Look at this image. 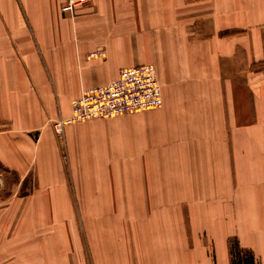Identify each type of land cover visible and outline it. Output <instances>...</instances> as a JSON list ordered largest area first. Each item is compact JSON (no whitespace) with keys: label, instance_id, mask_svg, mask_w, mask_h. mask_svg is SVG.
Here are the masks:
<instances>
[{"label":"crops","instance_id":"1","mask_svg":"<svg viewBox=\"0 0 264 264\" xmlns=\"http://www.w3.org/2000/svg\"><path fill=\"white\" fill-rule=\"evenodd\" d=\"M67 2L0 0V22L9 19L18 27L15 48L24 63H34L25 67L35 83L32 88L16 84L9 109L7 52L0 51V119L10 123L0 129V163L18 173L33 151L39 186L63 187V192L72 187V201L81 203L83 173L90 178L87 195L129 208L151 200L135 199L133 172H158L159 193L171 188V202L226 204L223 227L210 221L219 217L216 212L188 211L191 231L208 238L190 246L183 264H232V239L263 261L264 0H89L73 14L63 12ZM23 39L38 44L37 52L27 53ZM149 64L158 71L163 107L93 124L116 134L124 127L116 140L100 136L93 142L102 153L120 158L125 144L134 169L103 158L89 174L82 167V123L67 125L62 137L53 123L71 117L73 102L84 90L115 81L125 68ZM43 113L50 128L44 127ZM45 163L69 180H45L40 173ZM109 170L114 175L106 174ZM112 178L118 179L115 197L95 192ZM49 200H60L57 189ZM23 218L33 216L15 219ZM21 223L11 228L15 235L33 234ZM4 230L0 227L1 245ZM15 243L18 250L23 247L22 241Z\"/></svg>","mask_w":264,"mask_h":264},{"label":"rangeland","instance_id":"2","mask_svg":"<svg viewBox=\"0 0 264 264\" xmlns=\"http://www.w3.org/2000/svg\"><path fill=\"white\" fill-rule=\"evenodd\" d=\"M17 31L18 27L9 19L0 22V51L7 52L3 66L6 73L9 109H11V93L16 88V84H22L23 87L27 85L29 88L35 85L32 75L25 67L34 63L32 64L31 61L30 64L24 63L15 48ZM20 44L27 53L37 52L38 44L30 40L23 39ZM23 54L26 53L23 52ZM37 60L39 64L42 61L41 58ZM25 95L27 91H24ZM150 111L153 110L131 114V116ZM110 119L82 122V142L84 143L82 144V167L86 166L90 171L89 174L94 172L103 158L108 160L110 165L122 166L126 170L134 169V165L127 162L131 160H128L130 157L127 156L125 144L119 147L123 150L122 158L111 151L102 153L101 147L94 145L93 141L98 137H113L116 140L120 132L124 130L123 127L116 134L115 129L93 125L110 121ZM42 120L44 127H49L44 113ZM8 124H10L9 121L2 122L0 119L1 130ZM28 154L30 161L21 163L18 173L13 167L5 168L0 163V227L6 228L3 231H6L4 242L0 244V264H183L182 260L186 261L189 250H192L190 246H195L204 238H208L207 235L191 231L189 222L191 223L192 220L188 218L191 209L216 212L219 217L210 219L211 223L216 222V227L225 226L223 217L220 215L226 209V204H223L222 200L202 206L187 202H171L170 199L174 197L170 194L171 188H163L162 193H159V180L154 176L158 172L155 171L133 172L135 199H151L150 202L144 204L134 202L129 208L128 203L114 204L109 201H99L96 199L99 197L87 195L86 187L90 178H84L82 173V202L77 203L72 201L74 195L72 187H68L63 192V187L39 186L38 171L35 170L32 162L34 152L31 151ZM143 166L140 165L141 169ZM121 171L117 170L120 174H124V171ZM40 173L45 180L51 179L62 183L69 178L64 173L56 172L49 163L42 166ZM106 174L114 175V172L109 170ZM25 175H28V179L23 183L22 178ZM20 178L22 183L18 185ZM116 180L118 179L106 180L105 186L94 188L95 192L100 194L101 191H106L109 192L107 197H115L112 191L115 190ZM55 189L58 191L60 200L50 202L49 199ZM160 199L165 200L160 201ZM142 206L145 208L143 216L141 215ZM127 207L128 212H126ZM25 214L32 215L33 219H15L17 215ZM20 221H22L21 226L29 225L33 234L15 235L11 228H16ZM211 238L213 241L214 236ZM16 240L23 242L20 250L17 248ZM231 243V252L236 247H240L243 255L248 251L242 250L237 239H232ZM30 254L34 257L28 258ZM256 259L258 264H264V260L261 261L257 257Z\"/></svg>","mask_w":264,"mask_h":264},{"label":"built area","instance_id":"3","mask_svg":"<svg viewBox=\"0 0 264 264\" xmlns=\"http://www.w3.org/2000/svg\"><path fill=\"white\" fill-rule=\"evenodd\" d=\"M88 2L68 0L62 10L73 14ZM163 104V88L156 66L129 67L123 69L115 81L84 90L81 97L73 102L71 117L54 122L53 129L62 137L67 125L155 110Z\"/></svg>","mask_w":264,"mask_h":264},{"label":"trees","instance_id":"4","mask_svg":"<svg viewBox=\"0 0 264 264\" xmlns=\"http://www.w3.org/2000/svg\"><path fill=\"white\" fill-rule=\"evenodd\" d=\"M232 264H258L253 252L246 251L244 255L240 247L234 248L232 252Z\"/></svg>","mask_w":264,"mask_h":264},{"label":"bare ground","instance_id":"5","mask_svg":"<svg viewBox=\"0 0 264 264\" xmlns=\"http://www.w3.org/2000/svg\"><path fill=\"white\" fill-rule=\"evenodd\" d=\"M62 142V141H61Z\"/></svg>","mask_w":264,"mask_h":264}]
</instances>
